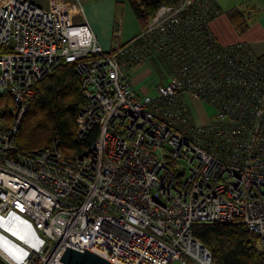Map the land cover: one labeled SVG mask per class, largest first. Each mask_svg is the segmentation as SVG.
Wrapping results in <instances>:
<instances>
[{
  "label": "built area",
  "instance_id": "1",
  "mask_svg": "<svg viewBox=\"0 0 264 264\" xmlns=\"http://www.w3.org/2000/svg\"><path fill=\"white\" fill-rule=\"evenodd\" d=\"M81 7L0 4V264H64L66 246L112 264H213L196 223L240 222L264 253V54L221 45L209 28L216 0L160 5L146 26L105 51ZM160 56L169 72L156 95L129 71ZM74 64L84 99L72 159L55 139L17 150L34 85ZM185 98L209 105L205 125Z\"/></svg>",
  "mask_w": 264,
  "mask_h": 264
},
{
  "label": "trees",
  "instance_id": "2",
  "mask_svg": "<svg viewBox=\"0 0 264 264\" xmlns=\"http://www.w3.org/2000/svg\"><path fill=\"white\" fill-rule=\"evenodd\" d=\"M179 1L126 0L141 29L160 5ZM227 14L235 31L243 33L247 27L244 17L237 11ZM33 90L15 135L17 150H39L55 139L60 152L68 159L87 149L95 139L97 129L94 128L83 143L76 141L77 114L84 99L74 64L60 62L34 85ZM1 100L6 102L4 120L9 122L11 100L7 96H1ZM192 233L210 250L213 264H264V253L254 250L250 243L251 235L240 222L196 223L192 226Z\"/></svg>",
  "mask_w": 264,
  "mask_h": 264
},
{
  "label": "crops",
  "instance_id": "3",
  "mask_svg": "<svg viewBox=\"0 0 264 264\" xmlns=\"http://www.w3.org/2000/svg\"><path fill=\"white\" fill-rule=\"evenodd\" d=\"M4 0H0V4ZM42 7L49 3L62 7H81V12L73 15L74 23L85 22L103 50H111L115 44L124 43L141 31L126 0H29ZM220 13L209 22V28L221 45L244 42L255 55L264 54V0H216ZM239 12L247 22L245 31L237 33L228 18V12ZM160 69L164 80L157 78L156 82H165L169 69L160 56ZM148 61L134 66L130 71L131 84L138 94L148 92L146 87L152 86L151 81L142 82L138 71L147 65ZM165 66L168 72L165 70ZM149 82V83H148ZM192 100V99H191ZM196 101V100H193Z\"/></svg>",
  "mask_w": 264,
  "mask_h": 264
},
{
  "label": "rangeland",
  "instance_id": "4",
  "mask_svg": "<svg viewBox=\"0 0 264 264\" xmlns=\"http://www.w3.org/2000/svg\"><path fill=\"white\" fill-rule=\"evenodd\" d=\"M165 70L168 72V69L166 68V66H165ZM138 75L140 76V78H143L142 82L151 81L150 83L152 86H150V88L149 86L146 87V90L148 89L147 91L149 95L155 96L156 90L153 87L155 84V81L157 80V78H160L161 81L164 80V75L159 65L157 66V64L153 60H150L148 61L147 65L143 66V68L138 71ZM129 78L131 80V75H129ZM185 100H186V104L188 106L190 115L196 124L205 125L208 122V120L213 117L214 110L209 105L198 102V101H193L188 98H185ZM0 103L6 106V102H4L3 100H1ZM10 110L11 111L13 110L12 102L10 103Z\"/></svg>",
  "mask_w": 264,
  "mask_h": 264
},
{
  "label": "water",
  "instance_id": "5",
  "mask_svg": "<svg viewBox=\"0 0 264 264\" xmlns=\"http://www.w3.org/2000/svg\"><path fill=\"white\" fill-rule=\"evenodd\" d=\"M59 261L64 264H112L86 249L84 251H77L67 246Z\"/></svg>",
  "mask_w": 264,
  "mask_h": 264
}]
</instances>
